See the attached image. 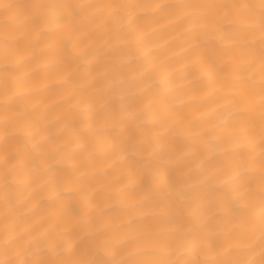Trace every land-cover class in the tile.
I'll use <instances>...</instances> for the list:
<instances>
[{"label": "snow or ice", "instance_id": "snow-or-ice-1", "mask_svg": "<svg viewBox=\"0 0 264 264\" xmlns=\"http://www.w3.org/2000/svg\"><path fill=\"white\" fill-rule=\"evenodd\" d=\"M0 11V264H264V0H0ZM149 14L184 37L197 105L139 47ZM40 69L51 84L32 78ZM16 135L25 147L13 151ZM21 210L40 219L12 235Z\"/></svg>", "mask_w": 264, "mask_h": 264}, {"label": "bare ground", "instance_id": "bare-ground-1", "mask_svg": "<svg viewBox=\"0 0 264 264\" xmlns=\"http://www.w3.org/2000/svg\"><path fill=\"white\" fill-rule=\"evenodd\" d=\"M11 2H24V0H11ZM77 2H101V0H77ZM103 2H108V0H103ZM141 2H152V0H141ZM157 2L166 3L169 0H157ZM158 19V16H152L149 14V19L147 23L152 27L149 29L148 35H142L140 37L139 47L145 51H149V60L153 63L150 64L151 67H154L160 71L161 75H167L168 72H173V82L175 91L178 95H184L186 98H190V103L195 106L199 103V97L193 92L194 85L190 83V78L188 77L187 72L184 70L181 63L182 59V45L184 43V37L178 35L176 32L171 31L166 27H162L159 24L155 23ZM4 22V14L0 11V26ZM135 65H126L124 66L125 73H131L135 70ZM82 75H87V73L82 69ZM32 78L37 82L38 85L51 84L50 74L40 69L36 71ZM58 90L55 86L44 93L43 98L46 102H50L52 99L57 98ZM55 111V106H54ZM8 143L12 146L13 151L17 147L24 149L23 136H9ZM176 151L178 154L195 152L196 145L194 143L188 144L184 142H178L176 144ZM4 152V132L2 126H0V159L3 157ZM97 171H100L101 168H97ZM93 169H89L91 173ZM95 180L103 182L105 177L101 174L94 177ZM62 195L64 196V205L67 209L69 206L76 207L78 206L79 196L78 194L71 189H62ZM45 207L48 208V212L51 216H60L61 213L51 207H48L47 203ZM6 208L0 204V244H2L3 239V228L5 223V214ZM116 216V223L119 225L121 223L126 224V218L119 216L118 213H114ZM69 217L65 216V220ZM40 217L38 215L34 216L31 213L27 215L21 210L16 217L10 220V223H14L15 231L12 232V235H17L21 230L28 228L29 226L35 224L39 221ZM257 259L259 257L257 256Z\"/></svg>", "mask_w": 264, "mask_h": 264}]
</instances>
